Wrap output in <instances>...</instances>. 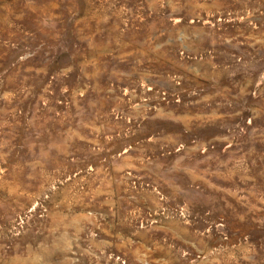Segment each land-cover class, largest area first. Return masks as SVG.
I'll list each match as a JSON object with an SVG mask.
<instances>
[{
    "label": "rangeland",
    "instance_id": "1",
    "mask_svg": "<svg viewBox=\"0 0 264 264\" xmlns=\"http://www.w3.org/2000/svg\"><path fill=\"white\" fill-rule=\"evenodd\" d=\"M0 264H264V0H0Z\"/></svg>",
    "mask_w": 264,
    "mask_h": 264
}]
</instances>
